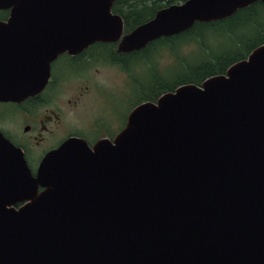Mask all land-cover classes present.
Wrapping results in <instances>:
<instances>
[{"label": "water", "instance_id": "95a60500", "mask_svg": "<svg viewBox=\"0 0 264 264\" xmlns=\"http://www.w3.org/2000/svg\"><path fill=\"white\" fill-rule=\"evenodd\" d=\"M115 1L0 0V101L38 94L63 53L139 51L264 5L185 0L124 34ZM0 264H264V43L138 104L113 141L64 142L35 175L0 133Z\"/></svg>", "mask_w": 264, "mask_h": 264}, {"label": "flooded vegetation", "instance_id": "af4514ba", "mask_svg": "<svg viewBox=\"0 0 264 264\" xmlns=\"http://www.w3.org/2000/svg\"><path fill=\"white\" fill-rule=\"evenodd\" d=\"M8 15L0 11V21ZM119 42L63 53L50 64L49 79L38 94L20 102L0 101V133L22 151L33 175L44 157L64 142L76 139L93 148L100 141H113L125 128L128 114L141 102L122 114L112 101L126 97L123 87L137 74L143 50L119 53ZM105 68L118 72L121 85L107 80Z\"/></svg>", "mask_w": 264, "mask_h": 264}, {"label": "rangeland", "instance_id": "374dc122", "mask_svg": "<svg viewBox=\"0 0 264 264\" xmlns=\"http://www.w3.org/2000/svg\"><path fill=\"white\" fill-rule=\"evenodd\" d=\"M250 17H253V19L249 21ZM222 26L217 33L205 31L204 36L199 39V42L201 41L199 45L194 40L184 43L183 39H176L172 42L171 48L159 43L155 47L142 51L138 58L137 74L133 69L134 80H128L123 87L126 97L122 98L121 102L112 101V105L114 104L122 114H125L144 96L154 94L160 83L172 85L176 78L174 76L175 71L181 68L179 62L183 60L192 65L197 64L203 58V52L201 51L204 50L203 47L218 54H231L237 50L244 53L245 47L237 48L233 43V34L229 33V28H234L235 33L241 32L249 38V41L255 42L256 38L264 37V8L257 6L249 13L247 11L243 12L237 18ZM103 70V75L106 74L108 81L110 78L111 84L121 85L119 84L121 81L120 75L117 71L108 68Z\"/></svg>", "mask_w": 264, "mask_h": 264}, {"label": "trees", "instance_id": "16d2710c", "mask_svg": "<svg viewBox=\"0 0 264 264\" xmlns=\"http://www.w3.org/2000/svg\"><path fill=\"white\" fill-rule=\"evenodd\" d=\"M183 1L185 0H116V2L113 4L112 12L122 17L124 22V31L129 32L137 25L150 19L157 10L165 6ZM257 6L264 8L263 4L255 3L245 9L239 10L229 19L205 24L197 23L187 32L177 36L161 38L152 42L146 47L145 50H143V52L149 48L155 47V45H158L159 43L171 48L172 42L176 39H183L182 41H184V43H189L191 40H194V42L199 45L201 43V41L199 42V39L204 36L205 31L208 30L211 33H217L220 30V27H223V24L231 22L243 12L247 11L249 13ZM251 19H253V17H250L249 21ZM229 33L233 34L232 41L237 48L242 46L245 47L244 53H242L240 50H237L236 52L233 51L231 54H218L208 51L203 47L204 50H201L203 52V58L200 62L192 65L182 60V62H179V65L181 64V68H178L175 71L174 76H176V78L172 85L160 83L154 94L150 96H144L138 102H143L146 100L155 101L156 98L163 92L172 91L181 84L191 83L199 85L204 79L212 75L223 74L232 63L244 59L253 48L264 43L263 36L256 38L254 42L249 41V38L244 34H241V32L235 33L234 28H229Z\"/></svg>", "mask_w": 264, "mask_h": 264}]
</instances>
